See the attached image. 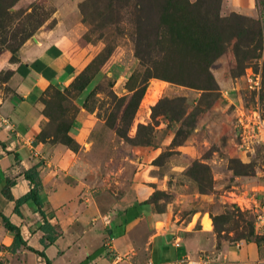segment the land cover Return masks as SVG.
<instances>
[{
    "label": "rangeland",
    "instance_id": "obj_1",
    "mask_svg": "<svg viewBox=\"0 0 264 264\" xmlns=\"http://www.w3.org/2000/svg\"><path fill=\"white\" fill-rule=\"evenodd\" d=\"M231 3L0 0V63L35 42L84 50L71 86L49 95L44 136L75 150L78 108L94 112L112 126L95 132L114 138L107 151L128 155H98L100 167L133 166L148 148L152 213L196 228L203 215L217 245L264 246L230 198L250 190L264 197V0ZM9 74L0 71V100Z\"/></svg>",
    "mask_w": 264,
    "mask_h": 264
},
{
    "label": "crops",
    "instance_id": "obj_2",
    "mask_svg": "<svg viewBox=\"0 0 264 264\" xmlns=\"http://www.w3.org/2000/svg\"><path fill=\"white\" fill-rule=\"evenodd\" d=\"M240 1L244 8L251 3L232 0L231 8ZM83 53L71 51L62 41L46 46L35 42L0 63V71L10 72L9 94L0 100V264H46L24 246L11 251L14 234L3 227L1 216L19 228L27 247L43 252L50 264H181L201 256L205 264H264V246L255 242L217 245L216 234L203 227V215L196 228L192 222L171 223L167 213H152L147 147L144 159L135 157L133 166L113 169L109 160L100 167L95 162L98 155L123 158L127 153L107 151L106 142L113 143L114 138L95 132L101 124L112 126L94 112L78 108L69 132L75 150L60 148L44 136L49 95L71 86ZM188 141L181 150L190 147ZM151 155L154 158L157 151ZM33 168L44 190L45 219L59 232L47 248L41 245L44 220L36 207L25 203L15 213V201L32 188L24 172ZM167 234L171 241L165 239Z\"/></svg>",
    "mask_w": 264,
    "mask_h": 264
},
{
    "label": "trees",
    "instance_id": "obj_3",
    "mask_svg": "<svg viewBox=\"0 0 264 264\" xmlns=\"http://www.w3.org/2000/svg\"><path fill=\"white\" fill-rule=\"evenodd\" d=\"M14 58V56L11 58V60ZM47 114V113H46ZM72 142L73 140L70 139ZM24 177L29 181L31 184L32 188L30 191L21 197L20 199L15 201V213L19 214L18 208L25 203H31L33 206L36 207L37 211L41 215L42 219L44 220L43 225L41 226V231L45 234V237L41 239V245L44 248H47L49 245L53 244L54 241L58 238L59 232L56 231L54 227L49 225V223L45 219V213L42 211V207L45 203V198H44V190L43 186L41 183V179L39 176L38 171L33 168L28 171L24 172ZM1 222L3 224V227L14 234V239H13V244L11 247V251L14 252L20 247L24 246L26 247L29 251L34 252L35 254L39 255L40 257L45 259L46 264H50V261L47 259L45 254L43 252H37L34 251L33 249L27 247L26 243L23 241L20 230L13 224L9 222V220L6 217L1 216ZM254 229V227H253ZM261 242H264V238L260 236ZM257 245L259 242H255Z\"/></svg>",
    "mask_w": 264,
    "mask_h": 264
},
{
    "label": "built area",
    "instance_id": "obj_4",
    "mask_svg": "<svg viewBox=\"0 0 264 264\" xmlns=\"http://www.w3.org/2000/svg\"><path fill=\"white\" fill-rule=\"evenodd\" d=\"M264 129V125H261ZM232 204L240 211H246L252 217V225L256 233L264 238V197L256 190L240 191L237 194L230 193ZM178 246V245H177ZM205 264V260L198 261L184 260L181 264Z\"/></svg>",
    "mask_w": 264,
    "mask_h": 264
},
{
    "label": "water",
    "instance_id": "obj_5",
    "mask_svg": "<svg viewBox=\"0 0 264 264\" xmlns=\"http://www.w3.org/2000/svg\"><path fill=\"white\" fill-rule=\"evenodd\" d=\"M165 239H166L167 241H171V239H172V235H171V234H167V235L165 236Z\"/></svg>",
    "mask_w": 264,
    "mask_h": 264
}]
</instances>
